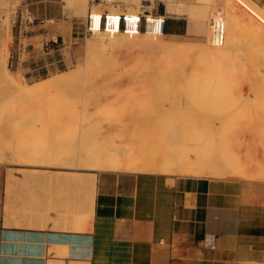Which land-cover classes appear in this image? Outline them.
<instances>
[{
	"label": "rangeland",
	"instance_id": "rangeland-1",
	"mask_svg": "<svg viewBox=\"0 0 264 264\" xmlns=\"http://www.w3.org/2000/svg\"><path fill=\"white\" fill-rule=\"evenodd\" d=\"M60 1L80 22L91 6L90 0ZM138 1L96 3L99 10L137 8V13L162 15L168 29L185 25L181 36L155 38L186 45L185 52L163 54L148 46L154 36L145 34L88 49L91 35L74 34L41 71L30 62L17 63L19 43L28 44L22 7L18 0H0V197L10 205L4 208L6 216L31 191L32 179L24 172L48 170V182L65 172L96 175L104 170L88 165L96 156L180 165L181 171L171 174L264 180L263 29L252 27L239 0H154L151 8L137 6ZM229 10L239 29L224 49L229 57L217 67L222 85L233 82V90L223 93L222 87L212 89L213 77L204 74L199 47L215 48L209 44V21L219 14L226 25ZM225 40L216 47H225ZM34 50L33 59L39 61L40 49ZM9 75L28 88L68 76L51 89L29 92L8 81ZM24 147L41 153L38 163Z\"/></svg>",
	"mask_w": 264,
	"mask_h": 264
},
{
	"label": "crops",
	"instance_id": "crops-1",
	"mask_svg": "<svg viewBox=\"0 0 264 264\" xmlns=\"http://www.w3.org/2000/svg\"><path fill=\"white\" fill-rule=\"evenodd\" d=\"M18 1L35 18L23 34L34 49L82 29L60 0ZM251 1L264 10V0ZM29 171L31 191L7 216L0 197V264H264V180L99 170L86 226L69 173L48 182L50 171Z\"/></svg>",
	"mask_w": 264,
	"mask_h": 264
},
{
	"label": "bare ground",
	"instance_id": "bare-ground-1",
	"mask_svg": "<svg viewBox=\"0 0 264 264\" xmlns=\"http://www.w3.org/2000/svg\"><path fill=\"white\" fill-rule=\"evenodd\" d=\"M85 4L86 0H80ZM241 3H244L245 7V12L249 14L250 21L252 22V27L255 26L258 29H263L262 32L264 31V11L257 6L253 1L251 0H239ZM111 0H106V3H110ZM154 5V0H139L137 6H147L151 8ZM131 9V8H130ZM72 11V10H71ZM74 11V10H73ZM88 11V10H87ZM131 11V10H129ZM85 12V11H84ZM92 12H101L98 10L97 6H92ZM109 14H121V13H126L130 15H136L137 14V8H134L133 12H111L108 11ZM71 14V13H70ZM87 14V13H86ZM148 18H151L150 14H146ZM157 17L159 18H164L162 15H158ZM221 18L224 24V29L226 28L225 34H226V40H225V47H216L213 49H210L209 46H200V50L203 52V58L205 60V72L204 74L210 75L213 77V88H217L220 90L222 87V91H228L230 88L233 90L232 84L233 82L230 81L229 84L222 85L221 81H219V71H218V66L222 63H224V60L229 57L227 54V51H224V49H227V44L231 41V39H234L236 36H238V29L239 26L236 21V15L235 13L233 14L231 10L228 11L227 14V22L225 25V20L224 17L221 15L217 14L212 18ZM94 26H97V22L94 23ZM254 27V29H255ZM210 31V29H209ZM138 34H145L149 35L148 33L145 32H139V33H124V32H107L102 29L97 30L95 28L94 32L91 34V38H89V41L87 42V48L88 49H93L96 48L98 45H103L105 44H111V43H116L117 41L121 40L122 38H128L131 40H135L136 36ZM164 34H158V35H149V36H154L152 41H149L147 44L148 46L153 47L154 49L159 50V52L168 53L170 55H175L178 53L185 52L187 47L186 45H182L180 43H175V42H170V43H163V42H157L156 37L162 36ZM209 44L211 46H214L210 43V35H209ZM102 47V46H101ZM152 48V49H153ZM103 53V52H102ZM7 71V70H6ZM8 74H11L9 71H7ZM7 75V74H6ZM10 76V75H9ZM68 75H61L59 77H55L48 82L42 83L37 86H33L28 88L20 78H14L12 75L9 77V80L11 83H13L18 89L21 90H27L29 92H33L35 90H38L42 87H46L51 89V87L57 86L62 80L66 79ZM224 89V90H223ZM216 90V89H215ZM231 90V91H232ZM217 91V90H216ZM230 91V92H231ZM215 92V91H213ZM229 92V91H228ZM217 93V92H216ZM224 93V92H223ZM232 94V93H231ZM231 94H228L231 96ZM227 95V96H228ZM22 143V142H21ZM24 145V144H23ZM29 146V144H28ZM20 147V146H19ZM25 148V147H24ZM24 148L21 149L22 153H25L26 150ZM29 147L25 148L27 149L28 154L33 155L32 157L35 158L33 161L34 163H38V160H36V157L42 156L41 153H39L38 150L36 149H28ZM50 155L46 156L48 159ZM27 157V156H26ZM2 158V157H1ZM52 160V159H51ZM49 160L48 163L53 164ZM91 168H97V169H104V170H121V171H143V172H160V173H172L174 171H181L179 169L180 165H178V168H173L170 165H168L165 162H160V161H155L151 160L150 161H136V160H120L119 158H108V159H103L101 156H96L92 157L90 159V163L88 164ZM177 167V165H176ZM187 167V166H186ZM183 171V170H182ZM32 174V171H27L25 175L30 176ZM11 176L10 178H12ZM94 178L95 175H88L86 177L83 176H75V175H70V180H73L77 183L78 187V193H79V201L77 204V218L79 221H81L83 218L85 219L86 226L89 225V219L91 215V209H92V203H93V195H94ZM84 213V216H83ZM78 227V225H77Z\"/></svg>",
	"mask_w": 264,
	"mask_h": 264
},
{
	"label": "built area",
	"instance_id": "built-area-1",
	"mask_svg": "<svg viewBox=\"0 0 264 264\" xmlns=\"http://www.w3.org/2000/svg\"><path fill=\"white\" fill-rule=\"evenodd\" d=\"M91 6L88 8L87 14L83 20L82 29L75 34L82 36L91 35L95 28L97 30H104L107 32H124V33H139L145 32L149 35H158L165 33V18H159L158 15H151L148 18L146 14L137 13L136 15H130L126 13L121 14H109L107 10H99L101 12H92V6H97V0H90ZM35 18L27 11L26 8L22 9L20 23L24 25L31 24ZM97 22V26L94 23ZM210 29V43L214 46H220L225 40V29L222 19L211 18L209 21ZM24 36V35H23ZM25 38V36H24ZM66 45V40L61 36L53 35L47 40H44L39 50L40 55L43 57L39 61L33 59L35 52L33 45L19 43L17 63L22 65L30 62L35 69H47L48 64H52V61H48V57H51L53 53L59 52ZM26 57L22 60L21 57ZM28 59V60H27ZM33 59V60H30ZM34 61V62H33ZM204 244L208 247H214L216 243V237L213 234H207L203 240Z\"/></svg>",
	"mask_w": 264,
	"mask_h": 264
},
{
	"label": "trees",
	"instance_id": "trees-1",
	"mask_svg": "<svg viewBox=\"0 0 264 264\" xmlns=\"http://www.w3.org/2000/svg\"><path fill=\"white\" fill-rule=\"evenodd\" d=\"M165 32H166V29H165Z\"/></svg>",
	"mask_w": 264,
	"mask_h": 264
}]
</instances>
